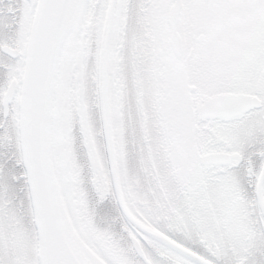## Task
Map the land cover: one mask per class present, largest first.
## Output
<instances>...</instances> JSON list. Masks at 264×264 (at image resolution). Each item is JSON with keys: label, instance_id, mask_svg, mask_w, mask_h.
<instances>
[{"label": "snow or ice", "instance_id": "6c2138e0", "mask_svg": "<svg viewBox=\"0 0 264 264\" xmlns=\"http://www.w3.org/2000/svg\"><path fill=\"white\" fill-rule=\"evenodd\" d=\"M0 264H264V0H0Z\"/></svg>", "mask_w": 264, "mask_h": 264}]
</instances>
